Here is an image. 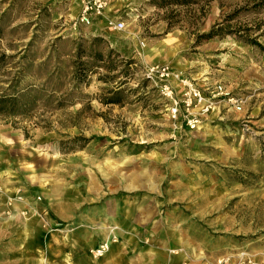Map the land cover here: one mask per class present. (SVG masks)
Returning <instances> with one entry per match:
<instances>
[{
  "label": "rangeland",
  "instance_id": "rangeland-1",
  "mask_svg": "<svg viewBox=\"0 0 264 264\" xmlns=\"http://www.w3.org/2000/svg\"><path fill=\"white\" fill-rule=\"evenodd\" d=\"M163 2L109 0L86 26L70 0H0V89L26 73L51 99L0 115V264H67L73 234L102 230L85 216L110 200L193 264H264V34L262 46L245 40L264 30V0ZM212 27L234 32L197 42ZM77 61L92 66L79 87ZM153 64L219 79L246 97L243 111L222 101L197 129L176 126L145 76Z\"/></svg>",
  "mask_w": 264,
  "mask_h": 264
},
{
  "label": "built area",
  "instance_id": "built-area-1",
  "mask_svg": "<svg viewBox=\"0 0 264 264\" xmlns=\"http://www.w3.org/2000/svg\"><path fill=\"white\" fill-rule=\"evenodd\" d=\"M81 8L77 22L90 26L95 19L105 15L109 0H80ZM109 26L115 30H123L126 23L123 20L109 21ZM145 76L155 81L163 98L167 101L170 118L177 126L185 124L189 129H197L203 121L204 115L216 110L222 101L226 102L234 110L241 112L246 103V97L241 93L228 90L223 82L213 85L201 86L196 79L182 75L165 64L147 65L144 68ZM177 83V86L173 82ZM198 108L199 111H195ZM118 239L112 234L109 240L102 241L97 247L91 249L93 257L100 258L110 249L111 243ZM182 264H193L185 260ZM218 264H228V260L222 258Z\"/></svg>",
  "mask_w": 264,
  "mask_h": 264
},
{
  "label": "crops",
  "instance_id": "crops-1",
  "mask_svg": "<svg viewBox=\"0 0 264 264\" xmlns=\"http://www.w3.org/2000/svg\"><path fill=\"white\" fill-rule=\"evenodd\" d=\"M70 1L71 5L76 8L78 15L81 8L80 0ZM209 77H205L200 81L196 79V81L201 86L213 85L218 81L220 82L219 79L211 81L212 79ZM221 103V106L216 111L208 113L209 117L213 115L220 116L223 104ZM120 205V201L110 200L102 206L101 212L95 210L92 216H85V219L87 217L90 221L94 222H96V218L98 217L102 219L104 221L102 230L93 231L85 229L81 235L79 233L73 234L72 241L76 249L71 254L68 251L62 252L61 259L66 262L68 261L67 264H182L185 260L189 259L190 261L187 251L183 248H168L166 241L154 240L141 234L142 230H139L140 224L138 221L134 222L132 217H128L129 219H127L126 215L121 217L118 214L116 209L121 207ZM129 220H132L133 224L130 229L131 232L125 230L126 228H124V231L113 228L114 225H117L123 229V227L128 226ZM84 233L86 237L82 239ZM112 234L119 236L118 241L111 243L110 250L103 257L93 259L88 253V249L97 247L102 241L109 240ZM87 235H89L88 238Z\"/></svg>",
  "mask_w": 264,
  "mask_h": 264
},
{
  "label": "trees",
  "instance_id": "trees-1",
  "mask_svg": "<svg viewBox=\"0 0 264 264\" xmlns=\"http://www.w3.org/2000/svg\"><path fill=\"white\" fill-rule=\"evenodd\" d=\"M163 1L165 0H152V3L158 6L163 5ZM190 0H173L172 3L176 4H184L189 3ZM196 0H194V3ZM233 29H229L227 27H212L209 31L200 33L197 35V42H201L204 39H211L216 35L224 36L225 34L233 33ZM264 34V30L259 35L255 37L246 38L250 44H254L257 46H262L259 42L258 38L260 35ZM81 51L79 50L78 57L81 56ZM6 56L0 57V68L2 64L5 63ZM79 61V60H78ZM76 62L74 67V82L75 86L79 87L82 81L87 78L88 70H92V66L87 69L82 62ZM32 64V63H31ZM46 63H42L40 66L42 67ZM33 65H28L26 69L28 72ZM52 73L46 77L45 80L49 81L51 79ZM27 78L26 73H23V76L12 79H6L7 86L1 87L0 89V115H11V116H22L28 115L33 112L40 103H48L51 101L50 96L47 95V82H43L39 85L37 83H25V79ZM60 89V87H57ZM113 97L108 98L106 103H119L121 102L120 89L113 91ZM64 100L59 103L62 107L64 106Z\"/></svg>",
  "mask_w": 264,
  "mask_h": 264
}]
</instances>
